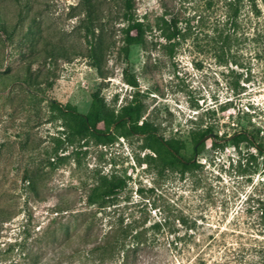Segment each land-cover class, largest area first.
I'll list each match as a JSON object with an SVG mask.
<instances>
[{"label": "rangeland", "instance_id": "1", "mask_svg": "<svg viewBox=\"0 0 264 264\" xmlns=\"http://www.w3.org/2000/svg\"><path fill=\"white\" fill-rule=\"evenodd\" d=\"M133 2L146 31L126 59L122 0H0V264H120L104 246L126 226L168 248V264H264V0ZM161 18L179 37L166 41ZM134 92L196 168L162 167L139 135L69 139L53 108L85 114L95 94L116 112ZM101 176L126 185L90 206Z\"/></svg>", "mask_w": 264, "mask_h": 264}, {"label": "trees", "instance_id": "2", "mask_svg": "<svg viewBox=\"0 0 264 264\" xmlns=\"http://www.w3.org/2000/svg\"><path fill=\"white\" fill-rule=\"evenodd\" d=\"M123 1V17L126 25L123 29V40L120 47L124 58H128L131 49L135 45L143 43V35L146 31L142 22L134 16L133 0ZM157 23V28L162 33L166 41L170 42L180 35L177 27V20L171 18L165 20L161 18ZM123 79L129 86L136 88L137 81L134 74L124 72ZM53 108L60 113L63 119L64 132L67 138L92 140L96 144L106 145L121 137L139 135L143 137L144 149H148L153 154L159 164L168 169H172L181 174L197 167L192 159H186L182 154L183 143L179 140H164L157 134L156 127L149 121L142 119L144 105L140 94L134 92L131 100L121 106L116 112L106 111L102 100L95 94L91 95V101L87 113H79L70 105H53ZM216 133L211 128L204 133L194 134L192 157L200 154L207 143L214 140L208 137L199 141L206 135ZM251 136L239 135L238 141L252 142ZM153 156L148 155L149 158ZM26 179V178H25ZM126 181L118 176H101L97 185L87 192L86 201L90 206L104 207L120 191L124 189ZM178 223L187 230L195 228V223H190L186 218H178ZM161 225L156 223L153 229L159 230ZM130 226L122 228L120 231L110 233L106 238V253L109 259L120 256V264H168L171 256L168 248H158L157 239L154 236H147L145 230H136ZM134 232V233H133ZM129 240V243L126 241Z\"/></svg>", "mask_w": 264, "mask_h": 264}, {"label": "water", "instance_id": "3", "mask_svg": "<svg viewBox=\"0 0 264 264\" xmlns=\"http://www.w3.org/2000/svg\"><path fill=\"white\" fill-rule=\"evenodd\" d=\"M208 137H214V134L211 133V134H208V135L204 136V137L199 141V143H201L202 141L206 140Z\"/></svg>", "mask_w": 264, "mask_h": 264}, {"label": "flooded vegetation", "instance_id": "4", "mask_svg": "<svg viewBox=\"0 0 264 264\" xmlns=\"http://www.w3.org/2000/svg\"><path fill=\"white\" fill-rule=\"evenodd\" d=\"M213 140H215L216 138H215V136L214 137H211Z\"/></svg>", "mask_w": 264, "mask_h": 264}]
</instances>
